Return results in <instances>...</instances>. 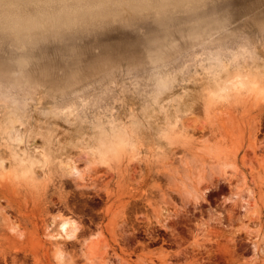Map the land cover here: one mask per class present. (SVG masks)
I'll return each mask as SVG.
<instances>
[{
    "label": "rangeland",
    "instance_id": "obj_1",
    "mask_svg": "<svg viewBox=\"0 0 264 264\" xmlns=\"http://www.w3.org/2000/svg\"><path fill=\"white\" fill-rule=\"evenodd\" d=\"M0 264H264V0H0Z\"/></svg>",
    "mask_w": 264,
    "mask_h": 264
},
{
    "label": "bare ground",
    "instance_id": "obj_2",
    "mask_svg": "<svg viewBox=\"0 0 264 264\" xmlns=\"http://www.w3.org/2000/svg\"><path fill=\"white\" fill-rule=\"evenodd\" d=\"M108 142H110V141H108ZM98 144L102 145V141H101V143L98 142ZM101 145H100V148L102 149V147H104V146H101ZM98 150H99V148H98ZM100 151H102V150H100ZM60 228L63 230V232H64L63 234H65L66 236H71V235H73V231L75 230L76 225H75V222L72 220L61 219L60 220Z\"/></svg>",
    "mask_w": 264,
    "mask_h": 264
}]
</instances>
